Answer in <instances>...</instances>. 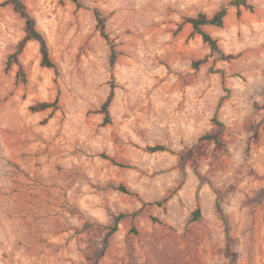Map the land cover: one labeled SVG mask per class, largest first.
Masks as SVG:
<instances>
[{
  "label": "rangeland",
  "instance_id": "obj_1",
  "mask_svg": "<svg viewBox=\"0 0 264 264\" xmlns=\"http://www.w3.org/2000/svg\"><path fill=\"white\" fill-rule=\"evenodd\" d=\"M231 1L25 0L58 68L31 40L22 82L0 0V264H264V0ZM223 6L213 51L185 18Z\"/></svg>",
  "mask_w": 264,
  "mask_h": 264
},
{
  "label": "trees",
  "instance_id": "obj_2",
  "mask_svg": "<svg viewBox=\"0 0 264 264\" xmlns=\"http://www.w3.org/2000/svg\"><path fill=\"white\" fill-rule=\"evenodd\" d=\"M78 6L82 5L81 0H73ZM6 4H11L15 11H17L20 16L25 21V35L18 43L14 52H12L7 60V69H10L13 65H18L17 71V80L26 82L27 81V73L24 68V65L20 61V56L23 53L26 45L29 41L34 40L39 42L40 51L42 55L41 63L43 66L58 68L56 61L53 59L50 51L49 41L47 36L38 28L36 17L32 14L25 0H5ZM231 5L237 7V13L240 16L242 14V8H248L250 10L254 9V5L249 2V0H232L230 2ZM94 13L98 19V26L103 36H105L111 43L112 54H111V62L115 64L118 59V51L115 49V44L110 39L109 34L106 31V22L108 16L103 13L99 8L94 9ZM228 14V8L226 6L221 7L220 10L215 12L213 15H209L205 12H200L196 17H187L185 18L186 22H189L193 26V30L197 33H200L203 36V39L209 43L210 47L213 51H221L218 40L214 38L209 31L205 29L207 25H216L223 26L225 23V18ZM200 62H196L198 65ZM114 98V90L111 91V94L107 98V100L103 103L102 112L105 113L106 121L110 122V105ZM57 107V100L55 101H42L38 104L34 105L32 109L34 111L45 110L49 108ZM216 137L212 134H207L204 138H213ZM150 151H160L165 150V146L158 144L155 146H151L149 148ZM121 189L125 192H129V188L126 186H121ZM201 210L198 208L195 212V218L200 217ZM117 229V225H115L112 229V232Z\"/></svg>",
  "mask_w": 264,
  "mask_h": 264
}]
</instances>
